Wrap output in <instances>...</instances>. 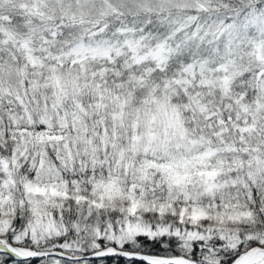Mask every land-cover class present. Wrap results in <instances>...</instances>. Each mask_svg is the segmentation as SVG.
<instances>
[{
	"label": "clouds",
	"instance_id": "clouds-1",
	"mask_svg": "<svg viewBox=\"0 0 264 264\" xmlns=\"http://www.w3.org/2000/svg\"><path fill=\"white\" fill-rule=\"evenodd\" d=\"M0 12L19 17L0 34L5 221L89 249L151 233L190 264L264 253V0Z\"/></svg>",
	"mask_w": 264,
	"mask_h": 264
},
{
	"label": "snow or ice",
	"instance_id": "snow-or-ice-1",
	"mask_svg": "<svg viewBox=\"0 0 264 264\" xmlns=\"http://www.w3.org/2000/svg\"><path fill=\"white\" fill-rule=\"evenodd\" d=\"M39 190V189H38ZM10 221L0 220V235L7 236V239H0V264H37L38 260H43L45 256L49 255L45 252H36L30 249L13 246V243L20 244L30 243L25 239V233L17 234L14 230H10ZM15 224L19 227L22 226V221L17 216ZM153 234L138 236L140 246L133 248L129 244H123V251L117 250V245L112 243L110 246L106 244L104 239H100L99 243L93 247L94 253L88 261V264H190V261L181 256L175 250V241L167 240L166 237L161 236L160 239L152 238ZM35 230L33 229L32 241H35ZM66 239V238H64ZM203 239V238H201ZM189 240L184 242V247L191 251L192 256L195 257V251ZM167 244L168 246H164ZM61 248H67L68 245L61 244ZM144 252L147 256L142 258H129L131 253ZM156 257H166L157 259ZM37 258V259H34ZM54 264H61L60 260H55ZM249 264H264V254L253 255L250 257Z\"/></svg>",
	"mask_w": 264,
	"mask_h": 264
},
{
	"label": "trees",
	"instance_id": "trees-1",
	"mask_svg": "<svg viewBox=\"0 0 264 264\" xmlns=\"http://www.w3.org/2000/svg\"><path fill=\"white\" fill-rule=\"evenodd\" d=\"M0 2H3V0H0ZM18 19H19V17L13 18L10 14H5L3 12H0V34H2L8 27H10L11 24L16 23V21ZM5 214H6L5 212H0V220H4L3 217L5 216ZM10 230H14L17 234L25 233V239L30 241V243H24L22 241L20 243L21 246L36 248L39 250H45V249L61 248L60 245L66 243L68 245V247L67 248H61V249L68 250L69 252H72V253H75L78 255L91 254V253H94V251H95L94 247L89 249V248H82L79 245L72 246L71 241L64 239V238H66V234L61 235L58 231H57L56 238H50V241L48 243L40 244L37 242L36 239H35V241H32L33 231H29L28 229L24 228L23 226L18 227L15 223L13 224L11 222ZM53 230H55V229H53ZM0 237L7 239L6 234L0 235ZM98 243H99V241H98ZM236 244L241 245V241L237 240ZM116 245L119 248H123V244L122 245L116 244ZM138 247L139 246H133V248H138ZM142 253H144V252H142ZM144 254H147V253H144ZM0 255H2V253H0ZM90 258L72 260V259L65 257V256L49 255V256H45L43 260H38L37 264H50V263L53 264L55 260L63 261L66 264H88V261ZM129 258H139V257H128V256L125 257V259H129ZM34 259H37V258H34ZM146 264H147V262H146Z\"/></svg>",
	"mask_w": 264,
	"mask_h": 264
},
{
	"label": "water",
	"instance_id": "water-1",
	"mask_svg": "<svg viewBox=\"0 0 264 264\" xmlns=\"http://www.w3.org/2000/svg\"><path fill=\"white\" fill-rule=\"evenodd\" d=\"M0 239H2V238H0ZM117 250L123 251V248H119L117 246ZM257 250H259V249H257ZM37 252H45V253H48L49 255L65 256V257H68V258H70L72 260L90 258L91 255L93 254V253H91V254H85V255H78V254L69 252L68 250L61 249V248L37 250ZM49 255H47V256H49ZM145 256H147V254H144L142 252H140V253L133 252L128 257H139V258H142V257H145ZM156 258L157 259H163V258H166V257H156ZM185 259H187V258H185ZM249 260H250V257L244 262V264H249Z\"/></svg>",
	"mask_w": 264,
	"mask_h": 264
},
{
	"label": "bare ground",
	"instance_id": "bare-ground-1",
	"mask_svg": "<svg viewBox=\"0 0 264 264\" xmlns=\"http://www.w3.org/2000/svg\"><path fill=\"white\" fill-rule=\"evenodd\" d=\"M253 251L259 252V250L254 249ZM264 254V253H262ZM253 256V252H248L246 255H241L237 260L236 264H244V262L249 258Z\"/></svg>",
	"mask_w": 264,
	"mask_h": 264
},
{
	"label": "rangeland",
	"instance_id": "rangeland-1",
	"mask_svg": "<svg viewBox=\"0 0 264 264\" xmlns=\"http://www.w3.org/2000/svg\"><path fill=\"white\" fill-rule=\"evenodd\" d=\"M0 238H2V239H5V238H3V237H0ZM13 246H15V247H21V248H24V249H30V250H32V251H36L37 252V250H39V249H36V248H30V247H26V246H21L20 244H15V243H13ZM241 256V255H240ZM239 256V257H240ZM184 258H186V257H184ZM61 262V264H66L65 262H63V261H60ZM51 264V263H50ZM54 264V263H53Z\"/></svg>",
	"mask_w": 264,
	"mask_h": 264
}]
</instances>
